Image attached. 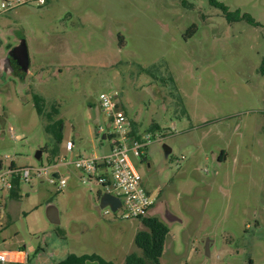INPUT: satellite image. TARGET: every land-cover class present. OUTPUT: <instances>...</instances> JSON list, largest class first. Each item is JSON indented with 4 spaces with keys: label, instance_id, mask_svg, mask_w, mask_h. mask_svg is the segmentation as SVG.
<instances>
[{
    "label": "rangeland",
    "instance_id": "rangeland-1",
    "mask_svg": "<svg viewBox=\"0 0 264 264\" xmlns=\"http://www.w3.org/2000/svg\"><path fill=\"white\" fill-rule=\"evenodd\" d=\"M220 1L258 25L230 21L209 0H47L0 11V161L50 166L68 181L61 190L50 174L23 181L0 210V248H23L41 264L70 253L115 264L143 255L142 219L102 208L105 188L84 182L74 163L77 151H109L100 94L118 90L137 131L154 136L133 160L169 226L160 264H264V0ZM22 40L27 73L7 58ZM35 93L65 120L56 157Z\"/></svg>",
    "mask_w": 264,
    "mask_h": 264
},
{
    "label": "built area",
    "instance_id": "built-area-1",
    "mask_svg": "<svg viewBox=\"0 0 264 264\" xmlns=\"http://www.w3.org/2000/svg\"><path fill=\"white\" fill-rule=\"evenodd\" d=\"M35 2L44 5L47 0H2L0 11L10 10L17 5ZM118 90H110L100 94V106L109 120V130L100 127V134H106L110 142L108 152L101 155L76 154L74 161L84 175V182L95 180L121 200V206L116 210L122 218H140L147 215L156 204V197L148 190L143 182V175L137 168L133 156L142 157L146 154L148 145L154 140L152 133H141L134 130L132 121L121 105ZM75 142L66 141V149L74 151ZM58 173L59 176H55ZM50 176V182L63 189L68 181L50 166L19 168L11 164L7 168L0 167V208L14 188L16 178L30 181L33 177ZM112 210V209H111ZM113 211V210H112ZM109 210H106L108 213ZM115 212V211H114ZM8 253L0 249V264L8 263Z\"/></svg>",
    "mask_w": 264,
    "mask_h": 264
},
{
    "label": "trees",
    "instance_id": "trees-1",
    "mask_svg": "<svg viewBox=\"0 0 264 264\" xmlns=\"http://www.w3.org/2000/svg\"><path fill=\"white\" fill-rule=\"evenodd\" d=\"M210 4L219 8L223 11L224 15L230 21H240L246 20L250 24L258 25L249 13H241L240 9L231 11L229 6L220 0H209ZM261 74L264 75V59L261 61L260 68ZM35 108L40 116L46 115L48 122L45 125L46 131L50 133L56 144L52 148V154L56 157L59 155V144L62 142L64 137V128L65 120L63 118L55 119L51 112H46L45 103L46 98L39 94L35 93L33 95ZM57 111L56 108L53 109ZM134 126V130L137 131V128ZM15 166V163H12ZM2 162L0 161V167ZM21 181L16 178L14 180V188L11 191L10 196L12 198L20 197L21 190ZM102 194V193H100ZM144 224V228L139 230L135 237V242L139 248L142 249L143 255L133 252L126 257V264H160V258L163 255L166 237L169 233V226L157 215L151 213V211L140 217ZM88 260L99 261L100 264H115L113 261L106 260L98 254H82L78 255L75 253L68 254L64 259L55 262L54 264H86ZM13 264H34L32 260H29L26 263H13Z\"/></svg>",
    "mask_w": 264,
    "mask_h": 264
},
{
    "label": "water",
    "instance_id": "water-1",
    "mask_svg": "<svg viewBox=\"0 0 264 264\" xmlns=\"http://www.w3.org/2000/svg\"><path fill=\"white\" fill-rule=\"evenodd\" d=\"M7 58L11 62V64L12 63L15 64L24 73L29 72L31 65V57L26 40H22V42L19 45L13 47L10 50ZM103 138L106 139V134L103 135ZM166 151L167 154L170 153L171 148L167 147ZM42 154H43L42 150L41 149L38 150L37 157L41 159ZM55 176H59L58 173H55ZM100 202L102 208L106 206H110L113 211H116L121 206V200L118 197L108 192H104L101 194ZM48 216L52 222L58 223L60 221L58 211L56 210L55 207H51L49 209ZM165 217L170 221L179 219L170 212H167ZM207 253L209 254V242L207 243ZM86 264H100V263L99 261L88 260Z\"/></svg>",
    "mask_w": 264,
    "mask_h": 264
},
{
    "label": "crops",
    "instance_id": "crops-1",
    "mask_svg": "<svg viewBox=\"0 0 264 264\" xmlns=\"http://www.w3.org/2000/svg\"><path fill=\"white\" fill-rule=\"evenodd\" d=\"M75 149V148H74ZM72 152H74V151H72ZM77 153H80V152H76V154ZM227 156H228V153L226 152V150H223L222 151V153L218 156V159L221 161V160H226L227 159ZM58 172V171H57ZM11 194V193H10ZM10 194H9V196L7 197V199H6V201H5V203H4V205H3V207L2 208H0V210L1 209H3V208H5L6 206H7V203H8V200H11V199H15V198H12L11 196H10ZM151 213L152 214H154L153 213V211H154V209L152 208L151 210ZM0 215H2V214H0ZM141 229H143V228H141ZM140 229V230H141ZM1 250H4V251H6L5 249H3V248H0ZM7 253H8V256H9V259H8V263L7 264H13V263H26V262H28L29 260H32L33 261V263L34 264H41V259L39 258V259H37L36 260V262H35V260H33L32 258H31V254L27 251V250H25V249H23V248H19L18 250H12L11 252H8V251H6ZM46 252H45V250H43V251H41V255H46L45 254ZM47 256V255H46ZM249 263L251 264L252 263V259L251 258H249Z\"/></svg>",
    "mask_w": 264,
    "mask_h": 264
}]
</instances>
